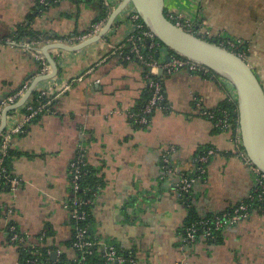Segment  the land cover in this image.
<instances>
[{"label": "crops", "instance_id": "1", "mask_svg": "<svg viewBox=\"0 0 264 264\" xmlns=\"http://www.w3.org/2000/svg\"><path fill=\"white\" fill-rule=\"evenodd\" d=\"M113 2L116 10L123 0ZM165 10L193 22L207 40L246 45V61L264 87V0H165ZM105 12L102 0H63L45 11L40 0H0V40L31 26L43 35V49L59 43L74 47ZM125 18L126 13L120 15L110 32L88 48L51 50L59 71L50 80H40L42 66L29 52L0 45V104L26 85L49 92L55 102L12 138L11 174L20 184L0 193V205L8 211L0 221V264H19L17 249L7 242L11 224L37 246L49 232L44 246L73 255L67 244L74 228L65 205L73 196L71 164L83 142L89 181L98 184L91 208L94 238L134 253L139 264H264V207L223 230L217 244L202 239L185 244L190 214L177 184L182 175L195 174L202 151L216 154L191 194L201 217L246 201L256 176L236 156L232 132L218 130L197 108L200 103L215 110L228 100L229 86L216 73L160 75L159 70L171 112L159 111L149 126L139 127L131 114L142 109L149 90L144 66L114 54L131 29ZM31 98L8 113L6 131L22 124ZM167 153L177 171L173 175L162 166Z\"/></svg>", "mask_w": 264, "mask_h": 264}, {"label": "built area", "instance_id": "2", "mask_svg": "<svg viewBox=\"0 0 264 264\" xmlns=\"http://www.w3.org/2000/svg\"><path fill=\"white\" fill-rule=\"evenodd\" d=\"M63 0H40L41 6L45 8L50 6V3L58 4ZM80 2H86L88 0H76ZM103 4L109 14L115 10V4L113 0H102ZM126 22L130 24V32L127 33L122 42L114 48V54H116L124 62L138 61L142 63L148 70L146 80L151 97L145 106L142 114H131V117L136 120L140 125H147L150 123L148 117L154 111L171 112L169 104H164L165 97L163 95V88L158 76V71L162 70L168 74H172L179 71H188L192 74H200L210 76L213 75L212 71L195 61L181 57H175L171 54V50L165 47L156 37V35L145 25L140 15L133 7H129L126 11ZM124 13V14H125ZM123 14V15H124ZM169 19L172 20L177 26L185 29L186 31L197 35L207 40L205 35L200 34L199 28L182 17L170 14ZM107 19L102 20L99 24L93 26L92 31L85 36L78 38L77 43H83L94 36H96L102 28L105 26ZM43 40L33 39L26 42H17L12 38H6L0 40V45H8L14 48H21L22 50L29 52L33 55L42 66L41 75L45 76L51 72V66L47 61L43 53ZM219 44V42H218ZM223 48L229 49L231 52H235L241 58L246 60V54L240 50L242 43L240 41L226 40L219 44ZM158 55V58L155 57ZM81 77L79 80H82ZM229 86L228 100L231 104L236 105V112H238L237 92L235 87L227 80L223 79ZM29 90V85H26L20 92L10 97H7L0 104V128L2 126V119L4 110L17 104L19 99ZM43 96L50 98L49 102L42 104L37 109L32 105L26 107L27 114L21 125L11 131L4 130L0 133V178L7 173V169L4 167V162L10 153L11 142L14 135L24 134L26 132V126L35 117L44 112H50L51 94L49 92H41ZM197 108L200 110L202 116L208 118L216 128L221 130H228L232 132V141L234 145L235 154L240 160L244 162L255 174L256 182L255 187L249 195L246 202H243L233 208L231 211L224 212L222 215H217L213 218L202 219L187 227L185 244L193 245L202 239L206 242H216L218 238V232H221L229 227L238 225L239 223L246 221L250 217V209L256 203L264 202V172L257 168L247 156L242 143L241 130L239 126V118L236 120L232 117L233 112L230 110L218 108L215 110H207L200 103H197ZM216 152L212 149L206 151L203 155L197 157V175L186 176L182 175L180 181L177 184V190L182 198L185 195H189L195 184L202 180L207 174V165L211 161V158L215 156ZM87 157V146L83 142L79 146L76 157L71 164L70 178H71V190L73 196L65 205L67 211H69L72 222L76 224L75 240L72 248L68 249L73 255L69 256L62 249L55 251H49V253L56 254L55 263L59 264L61 256L63 254L68 255V264H90L89 257L95 255L96 251L103 253V259L105 264H139L137 258L133 253L119 252V250L110 244H107L101 240L93 238L89 234V230L86 227H81L80 223L84 222L88 218L87 206L93 205V200L79 195L81 191V178L82 167L85 165ZM163 169L167 174H175L177 171L171 163L170 153L165 154L162 161ZM13 190H17L20 182L14 177H7ZM11 234L10 241L15 243H27L29 236L24 234L21 236L13 226L8 231ZM7 237H8V233ZM200 236V238H199ZM199 238V239H198ZM8 241V239H7ZM42 241V239H41ZM30 242V241H29ZM36 245H32L35 248ZM38 257V254H36ZM31 264H52L48 259L40 260L39 258L30 261Z\"/></svg>", "mask_w": 264, "mask_h": 264}, {"label": "water", "instance_id": "3", "mask_svg": "<svg viewBox=\"0 0 264 264\" xmlns=\"http://www.w3.org/2000/svg\"><path fill=\"white\" fill-rule=\"evenodd\" d=\"M129 7L137 11L145 25L165 47L184 58L208 67L235 87L243 148L252 163L264 172V87L257 73L245 59L221 47L217 40H205L177 26L166 13L165 0H123L100 34L74 47L60 43L48 44L43 49V53L53 72L40 80H50L58 74V65L49 53L51 50L78 52L99 42L110 32L117 18ZM159 74H163V71L160 70ZM33 92L34 87L19 104L10 106L4 111L0 133L6 129L8 113L24 106ZM52 258L55 260V253L52 254Z\"/></svg>", "mask_w": 264, "mask_h": 264}, {"label": "trees", "instance_id": "4", "mask_svg": "<svg viewBox=\"0 0 264 264\" xmlns=\"http://www.w3.org/2000/svg\"><path fill=\"white\" fill-rule=\"evenodd\" d=\"M91 0H88L86 2H89ZM80 2V1H78ZM53 5V2L50 3V6ZM49 6V7H50ZM47 8H45L44 6H41V11H45L47 10ZM109 17V13L108 12H105L104 15L101 17L100 21L98 20V24L102 21V19H108ZM97 25V24H96ZM95 26V25H94ZM31 26H24V27H21L19 28V31L17 32V34H15L14 36H11L10 38H12L14 41H17V42H26V41H31L33 39H44L43 38V35L38 33V32H35L33 31L31 28ZM92 30H90L89 32L83 34L82 36H85V35H88ZM224 41V40H221V41H218L219 44ZM247 46L246 45H241L240 47V50L241 51H245L247 52ZM171 54L175 57H178V58H181L182 56H180L179 54L171 51ZM155 57L158 58V55H155ZM134 62V61H132ZM139 64H141L142 66H144L142 63L138 62V61H135ZM126 63H129V62H126ZM145 69V77L148 73V70L147 68L144 66L143 67ZM213 74H215L213 71H212ZM158 80H160V78L157 76L156 77ZM161 82V81H160ZM163 95L165 97V101H164V104H168V100H167V97L165 95V93L163 92ZM151 97V94H150V91L148 90V93H147V97H146V100L144 102V106L142 107V109L136 111L134 114H142V111L144 110L145 106L147 105L149 99ZM5 100V99H4ZM50 98L47 97V96H43L41 93L39 92H34L32 94V98H31V102H29L28 106L29 105H32L34 108H38L40 107L42 104H46L47 102H49ZM55 102L53 101L52 104L49 106L50 107V111L52 109V106H54ZM220 108L222 109H226V110H230L231 112H233L232 114V117L235 118L236 120L238 119V112H236V105L235 104H231L229 102V100H227L223 106H221ZM158 111H154L149 117L148 119L150 120V123L147 124V125H139V127H146V126H149L154 118V116L156 115ZM46 113V112H44ZM42 114V113H41ZM36 118V117H35ZM34 118V119H35ZM218 130H221V129H218ZM86 144V143H85ZM206 151L208 150H204L202 151L198 156L200 155H203ZM170 160H171V156H170ZM172 163V161H171ZM210 163V162H209ZM209 165V164H208ZM207 165V167H208ZM4 167L7 169V173L5 175H3V178H0V193H3V192H6V190H8L10 187H11V184L9 183V179L7 178L8 176L10 177H13V175L11 174V165H10V153L9 155L7 156V158L5 159V162H4ZM1 171V170H0ZM82 178H81V191L79 192V195L80 196H83V197H86V198H90V199H94V194L96 192V188H97V182L96 180H94L92 178L91 181H89V178H90V174H89V166H88V162H87V158L85 160V165L82 167ZM197 175V170L195 172V174L191 175V176H196ZM200 181V180H199ZM198 181V182H199ZM197 182V183H198ZM196 183V184H197ZM195 184V185H196ZM195 187V186H194ZM194 187L192 188L191 192L189 195H185L183 196L181 199L183 201V203H185L187 209H188V212L190 214V219H189V223H188V226L197 222V221H200L202 219H208V218H213L215 216H199L197 211L195 210V208L193 207V200H192V195H193V190H194ZM192 194V195H191ZM246 202V201H244ZM260 207H264V202L263 203H256L251 209H250V215H251V212L256 209V208H260ZM91 208L92 206H87L86 207V210L88 212V218L86 221L84 222H81L80 223V226L81 227H87L88 230H89V234L91 237H93L92 235V231H91V221H92V216H91ZM232 209L230 210H227V211H231ZM225 211V212H227ZM7 209L3 206L0 205V221L1 219L5 218L6 217V213H7ZM224 212L218 214V215H222ZM15 226L14 224H11L7 230L9 231L11 227ZM16 227V226H15ZM73 228H74V235H73V238L72 240L67 244V248L70 249L72 248L73 246V243H74V240H75V234H76V224L73 222ZM16 230L19 234H21V236H23L24 234L21 233L17 227H16ZM7 231L8 233V244L14 246V248L17 249V252H18V257H19V264H31L30 261H32L33 259H40V260H44V259H48L52 264L55 263V260L52 258V255L49 253V251H55L57 249L55 248H51V247H46L44 246L46 240H47V237L50 236L49 232H46L45 235H44V238L42 241H39L40 243H42V245H36L35 248H32V244L31 242H27V243H22V244H19V243H15L13 244L10 239H11V234H9V232ZM222 232H218V238L216 240V242H208V243H213V244H217L220 242L221 240V236H222ZM94 238V237H93ZM200 238V236H199ZM198 238V239H199ZM201 240V239H200ZM198 240V241H200ZM119 252H121V250L116 247ZM36 254H38V257L36 256ZM134 254V253H133ZM68 255L65 253L61 256V259H60V262L59 264H68L69 263V260H68ZM89 261H90V264H105V261L103 259V253L101 251H96L95 255L92 256V257H89Z\"/></svg>", "mask_w": 264, "mask_h": 264}]
</instances>
